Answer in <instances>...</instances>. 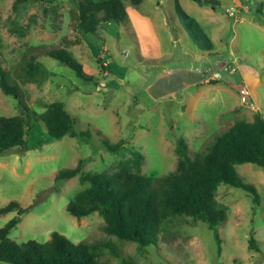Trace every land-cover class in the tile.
Returning a JSON list of instances; mask_svg holds the SVG:
<instances>
[{
    "label": "rangeland",
    "instance_id": "1",
    "mask_svg": "<svg viewBox=\"0 0 264 264\" xmlns=\"http://www.w3.org/2000/svg\"><path fill=\"white\" fill-rule=\"evenodd\" d=\"M195 1L123 0L128 20L102 22L94 34L78 28V0L38 1L19 13L15 0H0V59L20 83L23 99L39 112L63 100L75 117L74 129L90 134L53 139L38 120L28 148L0 154V204L18 200L32 205L24 214H0V227L20 216L12 239L45 241L57 230L75 242L98 244L100 264H264V168L254 163L237 168L258 187L259 204L243 188L222 184L217 191L219 201L228 205L221 242L206 221L184 216L157 244L142 247L106 232L99 211L78 218L66 210L89 182L79 175L56 181L61 169L76 166L81 158H86L85 170L113 174L132 155V144L146 155L143 173L166 174L177 168L181 136L193 155L236 120L264 116V0ZM232 5L239 8V17L228 14ZM208 15L218 21L213 22L219 28L214 40L196 34L197 21L212 23ZM177 17L184 20L183 29ZM15 19L24 34L12 30ZM60 47L71 50L98 83L86 82L48 54ZM32 56L54 75L42 82L19 76L21 64ZM107 58L109 65L104 64ZM20 110L18 98L0 85V116ZM104 139L126 143L111 152ZM251 237L259 250L250 248Z\"/></svg>",
    "mask_w": 264,
    "mask_h": 264
},
{
    "label": "trees",
    "instance_id": "2",
    "mask_svg": "<svg viewBox=\"0 0 264 264\" xmlns=\"http://www.w3.org/2000/svg\"><path fill=\"white\" fill-rule=\"evenodd\" d=\"M38 1L54 4L58 0H15L14 8L19 13L22 7ZM143 1L132 0L134 4ZM78 5V28L84 33L97 34L102 22H125L129 17L123 0H78ZM12 23L13 31L25 33L16 19ZM48 54L73 69L86 82L98 83L95 75L89 73L68 48H53ZM18 75L25 80L42 82L54 75V71L32 56L21 64ZM0 85L7 94L17 97L21 106L16 114L0 116V154L28 148V136L34 121L38 120L45 123L53 139H61L67 134L90 137L87 131L74 129L75 117L63 100L47 103L42 112L29 106L23 99L20 83L1 59ZM125 143L124 139L118 142L104 139L111 152L120 151ZM129 149L132 155L121 160L118 171L113 174L85 170L86 158H81L74 167L61 169L56 176L58 184L77 175L82 182L90 183L69 201L66 210L78 218L99 211L104 216L106 232L147 247L157 244L162 234L184 216L206 221L216 240L221 242L220 226L228 217V205L217 198L222 184L243 188L253 195L256 203L261 202L258 187L240 175L237 165L251 162L264 168L262 113H258L254 121L236 120L193 155L189 152L187 138L181 136L176 147L177 168L166 174L150 176L143 173L145 153L133 144ZM31 208L32 205L25 207L20 201L11 200L5 205L0 204V214L10 211L24 214ZM19 221L20 216H14L0 227V261L8 264H100L98 244L75 242L57 230L45 241L12 239L11 231ZM106 245L116 252L110 242ZM249 245L259 250L255 237L250 238Z\"/></svg>",
    "mask_w": 264,
    "mask_h": 264
},
{
    "label": "crops",
    "instance_id": "3",
    "mask_svg": "<svg viewBox=\"0 0 264 264\" xmlns=\"http://www.w3.org/2000/svg\"><path fill=\"white\" fill-rule=\"evenodd\" d=\"M195 2H197V0L195 1ZM200 4H205V2H200ZM199 9V8H198ZM206 9V8H205ZM175 14H176V12H175ZM177 15V14H176ZM213 15H211V16H207V18L208 19H210L209 21H212V23H207V22H202V21H197V24H196V26L199 28L198 29V33H196L197 35H200V36H202V37H205L207 40H214L213 39V32H214V30L215 29H219L213 22H218L214 17H212ZM210 17V18H209ZM170 19V18H169ZM176 23L177 24H180V26L182 27V29H183V26H182V23H184V20H182V18H181V20L179 19V17H177V19H176ZM200 25L203 27L202 29L200 28ZM213 29V30H212ZM214 43V42H213ZM203 47H205V46H203ZM201 77H203V76H201ZM200 77V78H201ZM201 86H203V85H201Z\"/></svg>",
    "mask_w": 264,
    "mask_h": 264
},
{
    "label": "built area",
    "instance_id": "4",
    "mask_svg": "<svg viewBox=\"0 0 264 264\" xmlns=\"http://www.w3.org/2000/svg\"><path fill=\"white\" fill-rule=\"evenodd\" d=\"M227 12L232 17H239V12L240 11H239V8L237 6L232 5V6H230V7L227 8ZM109 63H110V60L109 59H105L104 60V64L105 65H109Z\"/></svg>",
    "mask_w": 264,
    "mask_h": 264
},
{
    "label": "water",
    "instance_id": "5",
    "mask_svg": "<svg viewBox=\"0 0 264 264\" xmlns=\"http://www.w3.org/2000/svg\"><path fill=\"white\" fill-rule=\"evenodd\" d=\"M201 2V1H200Z\"/></svg>",
    "mask_w": 264,
    "mask_h": 264
}]
</instances>
